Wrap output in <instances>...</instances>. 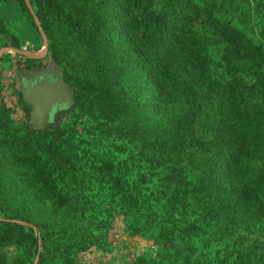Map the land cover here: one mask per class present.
Instances as JSON below:
<instances>
[{
    "label": "rangeland",
    "instance_id": "rangeland-1",
    "mask_svg": "<svg viewBox=\"0 0 264 264\" xmlns=\"http://www.w3.org/2000/svg\"><path fill=\"white\" fill-rule=\"evenodd\" d=\"M23 2L26 11L0 0V222L13 225H0V264H264V209L239 206L217 186L223 129L264 114L243 105L219 123V107L189 100L172 68L189 27L205 28L200 9L232 20L236 39L219 49L240 63V49L260 42L244 34L264 30V0ZM31 60L43 68L22 63ZM74 97L90 132L119 146L115 155L72 127ZM190 108L210 138L197 132L182 144L175 130ZM129 150L150 188L165 178L163 190L194 193L180 219L168 218L163 201L117 195L112 176L132 159Z\"/></svg>",
    "mask_w": 264,
    "mask_h": 264
},
{
    "label": "trees",
    "instance_id": "trees-1",
    "mask_svg": "<svg viewBox=\"0 0 264 264\" xmlns=\"http://www.w3.org/2000/svg\"><path fill=\"white\" fill-rule=\"evenodd\" d=\"M17 2L26 11L23 0H17ZM200 12L202 15L198 19L201 20L205 28L202 26L189 27L186 35L182 38L183 42L181 44L183 47L177 51L182 61L174 60L172 67L176 74H179L182 79L187 81L186 91L188 99L197 98L199 102L204 104V108L214 103L215 109L219 107V112L217 113L219 123L228 120L233 107L242 108L243 105H248V107L253 106L256 108L257 116L264 114V30L258 33L251 32L244 34V38L250 42H253L255 39L260 42L244 49L239 48L243 58L240 60V63H237V66L236 61H234L235 65L231 63L234 57L232 55L231 57L229 52H222L219 49L220 46L233 42L236 39L233 33L228 32L230 25H234L232 24V20L227 17L222 18L221 15L210 14L208 11L207 13L209 14L205 16L201 9ZM196 19L193 21H197ZM173 23L175 26V22ZM169 26L165 27L164 25L165 28H169ZM2 33L3 28L0 24V34ZM207 40L211 43L205 44ZM198 45L200 48H205L204 54L200 50H197L196 46ZM239 49L235 50V52ZM231 51L230 53H232ZM22 59L24 58L20 57L19 61ZM22 63L26 64L28 69L40 70L43 68L42 60H31L28 63L23 61ZM74 100L76 102L73 106L72 114H76L77 118L74 121L75 125L72 127L86 130V133H89L88 135H92V141L99 144L102 141V146L107 148L108 155H115V151L119 146H113L114 149H112L111 143L107 140H102V137L98 133L90 132L91 127L88 123V116L86 114L79 117V113L82 111L81 102L75 97ZM238 100L240 101L239 103L236 102ZM188 104L190 106L192 103L189 102ZM192 113V108H190L185 115V118L190 115L188 120L187 118L186 120L184 119L183 125H179L177 130H175V137L182 144L188 141L189 138L195 137L197 132L200 133L199 138L201 139L208 140L210 138L206 135L205 131L202 133V131L196 129L197 125L194 124V117L191 116ZM237 118L238 120H243L241 115ZM215 126H218L217 130H221L224 127V125ZM219 137L218 143L222 146L224 158L218 176L217 186L220 188L218 194L227 196L228 199H231V201H234L239 206L245 205L260 211L263 210L264 117H260L254 125L248 127L225 126L223 134ZM177 151L180 153V150ZM129 152L134 154L132 159L127 155V158L123 159L124 167L118 172L120 175L115 174L112 176L114 179L119 180L120 187L117 195L122 196L121 200H132L135 204H137L136 201L138 200L141 203L152 202L153 200L163 201V204L168 205V208L170 206L172 210L168 218H172L173 220L180 219L183 215L181 210L184 205H189L191 200L196 198L193 195L194 193L188 189L184 190L179 185L172 192L163 190L162 188L168 185L165 178L161 179L162 182L160 180L157 184L158 190L150 188L148 186V177L143 174L144 171H140L139 161L135 162L137 155L132 150H129ZM233 162L234 164L232 165ZM197 172V169H195L192 171V175ZM136 173H142L140 178H144L140 183L137 181L138 184L133 179L136 178ZM202 194L201 205L205 206L209 202L207 201L209 194L212 195L213 191H209L208 194ZM0 225L8 229L13 227L12 224L5 222H0ZM192 228L195 231L199 229L196 225ZM30 231L33 232L32 229ZM34 238V242L37 243V237ZM41 239L45 241L43 236H41Z\"/></svg>",
    "mask_w": 264,
    "mask_h": 264
}]
</instances>
